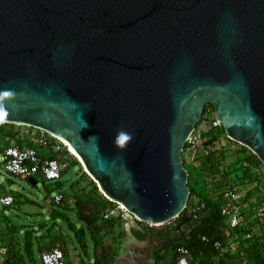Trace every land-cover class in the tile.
<instances>
[{
  "label": "water",
  "instance_id": "obj_1",
  "mask_svg": "<svg viewBox=\"0 0 264 264\" xmlns=\"http://www.w3.org/2000/svg\"><path fill=\"white\" fill-rule=\"evenodd\" d=\"M206 104L264 165V0H0V123L63 140L153 230L185 206Z\"/></svg>",
  "mask_w": 264,
  "mask_h": 264
},
{
  "label": "built area",
  "instance_id": "obj_2",
  "mask_svg": "<svg viewBox=\"0 0 264 264\" xmlns=\"http://www.w3.org/2000/svg\"><path fill=\"white\" fill-rule=\"evenodd\" d=\"M25 128L29 129L25 131L26 138L17 137L14 143L0 149L1 207H9L14 201L10 192L2 191L3 179L11 180L13 177L26 181L28 178L35 180L38 176L43 182L57 183L61 173L67 169V164L62 160L63 147H67L59 139ZM221 129L212 107L206 104L181 150V164L187 174L186 184L193 193L187 197L180 214L183 213L190 221H196L204 210V203L199 196L219 199L220 222L217 229L222 237L211 242L217 255L209 262L244 264L237 231H241V222L248 217L264 225V198L258 196L264 194V165L247 148L228 139L223 132L220 133ZM250 155L258 163L248 162L246 157ZM231 156H235L234 160L228 163ZM65 200L64 194L57 193L45 203L60 205ZM178 216L162 224L173 234L184 231L181 226L175 228ZM101 219L114 223L123 221L124 227H136L141 223L118 203H111L102 212ZM245 237H248V233ZM199 239L201 242L208 241L205 236ZM162 253L165 258L171 253L173 264H199L198 259H193L183 245H177L172 250H162ZM3 256L5 249L0 247V263L3 262ZM39 263L66 264L62 251L57 247L41 252Z\"/></svg>",
  "mask_w": 264,
  "mask_h": 264
},
{
  "label": "rangeland",
  "instance_id": "obj_3",
  "mask_svg": "<svg viewBox=\"0 0 264 264\" xmlns=\"http://www.w3.org/2000/svg\"><path fill=\"white\" fill-rule=\"evenodd\" d=\"M23 128L24 127L22 126L12 125L13 131H21ZM6 141L7 140L5 139H0V149L4 147ZM63 148L66 151L67 156L63 154L62 160L67 164V169L61 173L57 183L43 182L38 176L35 178V186H30L26 181L13 177L11 178L12 184H10L9 187L7 186V180L3 179L2 181V188L11 191L10 193L15 199L13 205L4 208L2 211V214L10 220L13 225L10 224L9 221H6V219H4L3 222L4 224H8L11 229L16 227L20 241L29 236L33 238L36 237V239L39 238L42 235L40 234V231L53 229L52 223H55L62 231H66L76 244L75 238L73 237L76 231L69 230L67 228L68 226L66 221L59 215L63 214L67 216L76 227V230L80 227L84 230L85 225L78 222L75 212L79 213L82 211L84 213H97L102 210L101 198L105 199V197L99 193L90 177L87 175L83 177V169L79 165L80 162L78 158L71 151L70 154L72 155L67 152L65 147ZM234 157L235 156H231L228 158V163L234 160ZM74 162L77 166L72 165ZM57 193L64 194L68 198L66 201L71 202L67 205L65 202L60 205L45 203L46 200ZM77 196H83L86 200L81 199L82 201H78V204L76 205L74 201L78 198ZM258 196L264 198V194H259ZM67 206L71 207V209L75 210V212L65 211ZM137 228H139L140 231H143L148 230L151 227L145 223H138ZM160 228L161 229L149 232L144 242L139 245L142 246L146 252L144 255L146 258L144 260V264L145 262L148 263L151 261L152 251H154L155 247L161 245L163 241L167 240V237L170 238L171 236L173 238L174 234L172 231L168 230L164 225H161ZM240 228L243 229L241 231L242 236H246V233H248V237H245L246 239L243 243L246 248L245 251L248 258V264H251V254H256L260 258L262 264H264V225L260 224L257 219L248 217L245 220H242ZM154 231L157 233L153 234ZM166 232H169V234ZM85 241L88 246V259L92 262V258L90 256L91 242L87 232L85 233ZM123 243L124 242H121L120 244L121 254L127 252L128 250V246H124Z\"/></svg>",
  "mask_w": 264,
  "mask_h": 264
},
{
  "label": "crops",
  "instance_id": "obj_4",
  "mask_svg": "<svg viewBox=\"0 0 264 264\" xmlns=\"http://www.w3.org/2000/svg\"><path fill=\"white\" fill-rule=\"evenodd\" d=\"M27 130L29 129H26L24 127L21 131L19 130L14 131V135L12 138H4L5 140H7L4 144V147L14 143L17 137L26 138L27 134L25 131ZM6 182L8 187L10 184H12L11 180H7ZM2 191L11 192L3 188ZM77 197L78 198H76L74 201L75 204L78 201L79 202L82 201L81 199L86 200V198H84L83 196H77ZM66 199L68 200L67 197ZM64 202L67 205L71 201L65 200ZM4 208L6 207L0 206V247H3L5 249V256L2 257L3 262L0 264H40L39 263L40 253L45 250H48L51 247H57L62 251L66 264H135L133 260L127 258L129 251L133 252L135 258H140L141 256H144L146 254L145 250H143V247L139 246L144 242L145 239L143 241H138L134 239L130 234V230L140 231V229L137 228V226L131 227L129 225H126L124 227L123 221H118L117 223L111 221H104L101 219L100 214L97 215L94 214L95 216H93V218L84 220L83 218L79 217L78 214L75 212V210H72L71 207L69 206H67L65 211H74L78 222L83 223L85 225L86 230L85 229L84 230L89 235V239L91 242L90 256L92 258V262H90L88 259L89 252H88L87 243L85 241L86 232L83 230L82 227L76 230V227L73 225L70 219L63 214L59 216H61V218L66 221L68 226L67 228L71 231H76V233L73 236L75 238L76 244L69 236V234H67L66 231L65 232L62 231L61 228L58 227L57 224L55 223H52L53 229L40 231L41 232L40 234L42 235L39 238L36 239V237L33 238L29 236L23 239L22 241H20L16 227L14 226L15 228L11 229L9 228L8 224H4L3 222V220L6 219V221H9V223L12 224V222L2 214ZM80 213H82V215L86 217H88L89 214L87 212L84 213L82 211ZM241 231H237V232L240 237L239 247L241 248L240 254L242 255V248L245 247L243 243L245 242L246 238H243L244 236L241 235ZM155 233L157 232L154 231L153 234ZM25 242H28L30 245L29 256L25 254V250H24ZM121 242H124L123 243L124 246H128L129 249L127 250V252L123 254L120 253ZM130 244H135L140 248L137 249ZM76 245L78 248L76 247ZM243 259H244V264H246V259L244 258V256ZM142 264H144V262ZM145 264H153V262L151 260L148 263L145 262ZM211 264H215V263H211Z\"/></svg>",
  "mask_w": 264,
  "mask_h": 264
},
{
  "label": "trees",
  "instance_id": "obj_5",
  "mask_svg": "<svg viewBox=\"0 0 264 264\" xmlns=\"http://www.w3.org/2000/svg\"><path fill=\"white\" fill-rule=\"evenodd\" d=\"M222 132L223 131L221 129L220 133ZM13 135L14 131L12 130V125L0 123V138H12ZM63 154L67 156V153L64 149ZM246 160L250 163H258L252 155L247 156ZM72 165L77 166L75 162ZM83 176L85 175L83 174ZM192 193V189L189 188L188 197H190ZM199 197L200 200L204 203V210L200 214L199 219H197L196 221H190L183 215V213L180 214V216L175 219V228H179L181 226L183 227L184 231L174 234L173 238L171 236L170 238L167 237V240L163 241L161 245L155 247L154 251H152L151 256L153 264H173V255L169 253L165 258L163 256L162 250H172L177 245H183L188 250L193 259H198L199 264H211L209 260L217 255V252L211 246V242L213 240L221 239L222 237L217 229L220 222L219 206L221 201L219 199L211 200L202 196ZM101 200L102 210H100V212H91L88 214V217L83 216L82 213L79 212L80 214L77 213L78 216L83 218L84 220H87L93 218V216H95L94 214L101 215V213L111 205V203L106 199L101 198ZM76 204H78V202H76ZM148 231L152 232L153 229L149 228L148 230L143 231L130 230V234L134 239L143 241L147 237ZM166 233L169 234V232ZM200 236H205L208 241L201 242L199 239ZM29 246V243L25 242L24 250L27 256L30 255ZM245 249V247L242 248V255L246 259V264H248V258ZM250 259L251 264H262L260 258L256 254H251Z\"/></svg>",
  "mask_w": 264,
  "mask_h": 264
},
{
  "label": "clouds",
  "instance_id": "obj_6",
  "mask_svg": "<svg viewBox=\"0 0 264 264\" xmlns=\"http://www.w3.org/2000/svg\"><path fill=\"white\" fill-rule=\"evenodd\" d=\"M132 134L121 129L117 132L116 137L114 139V143L118 146L123 148L127 142L132 139Z\"/></svg>",
  "mask_w": 264,
  "mask_h": 264
},
{
  "label": "bare ground",
  "instance_id": "obj_7",
  "mask_svg": "<svg viewBox=\"0 0 264 264\" xmlns=\"http://www.w3.org/2000/svg\"><path fill=\"white\" fill-rule=\"evenodd\" d=\"M57 139H59L66 147H67V150L70 152H72L75 156H76V154L71 150V148L63 141V140H61L60 138H57ZM70 152V153H71ZM72 155V154H71ZM77 157V156H76ZM78 158V157H77ZM78 160H79V158H78ZM79 162H80V160H79ZM80 166H81V162H80ZM82 168V167H81Z\"/></svg>",
  "mask_w": 264,
  "mask_h": 264
},
{
  "label": "snow or ice",
  "instance_id": "obj_8",
  "mask_svg": "<svg viewBox=\"0 0 264 264\" xmlns=\"http://www.w3.org/2000/svg\"><path fill=\"white\" fill-rule=\"evenodd\" d=\"M0 118H2V117H0Z\"/></svg>",
  "mask_w": 264,
  "mask_h": 264
}]
</instances>
